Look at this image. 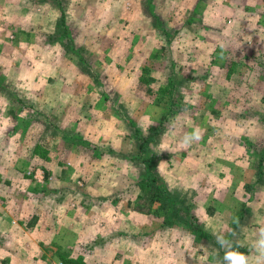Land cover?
<instances>
[{
	"label": "rangeland",
	"instance_id": "374dc122",
	"mask_svg": "<svg viewBox=\"0 0 264 264\" xmlns=\"http://www.w3.org/2000/svg\"><path fill=\"white\" fill-rule=\"evenodd\" d=\"M209 224H264V0H0V264H221Z\"/></svg>",
	"mask_w": 264,
	"mask_h": 264
},
{
	"label": "clouds",
	"instance_id": "9594fccd",
	"mask_svg": "<svg viewBox=\"0 0 264 264\" xmlns=\"http://www.w3.org/2000/svg\"><path fill=\"white\" fill-rule=\"evenodd\" d=\"M175 127V124H172ZM203 129L199 126L193 127L190 132H186L179 140V147L182 149L190 148L194 143L199 142L203 137ZM168 150V149H165ZM238 217H232V223L238 224ZM208 229L215 237V242L219 249L223 250L221 264H264V224L255 229V238L249 241L247 238L230 239L236 237V232L231 231L225 235V227H217L215 224L207 225ZM247 247L248 253L241 251Z\"/></svg>",
	"mask_w": 264,
	"mask_h": 264
},
{
	"label": "trees",
	"instance_id": "16d2710c",
	"mask_svg": "<svg viewBox=\"0 0 264 264\" xmlns=\"http://www.w3.org/2000/svg\"><path fill=\"white\" fill-rule=\"evenodd\" d=\"M148 185L150 186V189H149V192H148V194H149V196H150V198H151V202L152 201H156V200H158L159 199V197L158 196H155V194H160V192L163 190L162 188V185L159 183V181L157 182V180L156 181H154V178L152 179V181L150 182V183H148ZM160 196H161V194H160ZM140 206H138V207H136V210H138V211H140V212H148L149 211V209H150V204H148L147 202H146V198H145V196H142L141 198H140ZM194 223H193V226H194V228H197V229H200L199 231H200V233H203V234H205L203 231H202V225L198 222V218H196L195 217V219H194V221H193ZM241 251H243L244 252V249H240Z\"/></svg>",
	"mask_w": 264,
	"mask_h": 264
}]
</instances>
